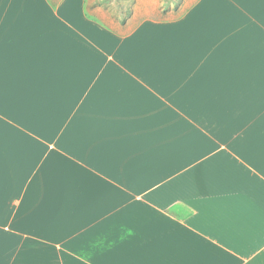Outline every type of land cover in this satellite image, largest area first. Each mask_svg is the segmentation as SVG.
<instances>
[{
  "label": "crops",
  "instance_id": "obj_1",
  "mask_svg": "<svg viewBox=\"0 0 264 264\" xmlns=\"http://www.w3.org/2000/svg\"><path fill=\"white\" fill-rule=\"evenodd\" d=\"M87 12L0 0V264H264V0Z\"/></svg>",
  "mask_w": 264,
  "mask_h": 264
},
{
  "label": "rangeland",
  "instance_id": "obj_2",
  "mask_svg": "<svg viewBox=\"0 0 264 264\" xmlns=\"http://www.w3.org/2000/svg\"><path fill=\"white\" fill-rule=\"evenodd\" d=\"M87 14L109 27L126 32L145 19H171L194 0H85Z\"/></svg>",
  "mask_w": 264,
  "mask_h": 264
}]
</instances>
